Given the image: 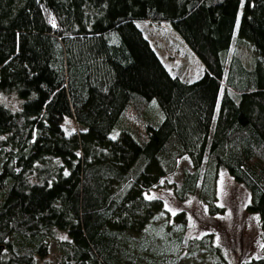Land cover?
<instances>
[{"label":"trees","instance_id":"obj_1","mask_svg":"<svg viewBox=\"0 0 264 264\" xmlns=\"http://www.w3.org/2000/svg\"><path fill=\"white\" fill-rule=\"evenodd\" d=\"M135 21L169 23L202 75H171ZM235 33L255 57L244 41L230 50ZM11 93L19 109L0 104V264H36L56 232L67 236L57 264H145L126 243L167 211L146 195L182 156L192 172L178 200L196 195L218 213L220 170L247 190L263 246L239 264H264V0H0V95ZM64 118L80 131L66 133ZM172 219L184 228L182 213ZM198 249L228 264L209 236L187 240Z\"/></svg>","mask_w":264,"mask_h":264},{"label":"rangeland","instance_id":"obj_2","mask_svg":"<svg viewBox=\"0 0 264 264\" xmlns=\"http://www.w3.org/2000/svg\"><path fill=\"white\" fill-rule=\"evenodd\" d=\"M135 24L171 75L184 82H192L202 75L201 62L170 28L169 23L135 21ZM237 40L244 41L252 49L249 53L252 54L253 51L254 57L256 56L252 45L238 37L237 33L232 38L231 51L243 53V48L236 46ZM0 104L10 111H17L20 100L12 93L1 94ZM149 109L158 116L153 122L162 120L163 113L155 100L150 102ZM154 113L150 115L151 119L156 118ZM126 121H122L120 126H126ZM62 126L68 134L80 131V127L69 118H64ZM118 135L119 130L115 127L109 137L114 139ZM184 170L192 172V165L187 156H182L174 173L163 177L150 190V195H146L147 198L161 199L167 211L157 214L146 233L130 234L125 246L126 251L138 254L145 264H217V256L204 249H198L191 254L186 250L187 240H201L209 236L211 244L217 248V254L228 264H239L243 260L260 256L262 235L257 216L246 211L250 200L247 190L236 183L226 171L220 170L215 205L221 212L210 214L206 205L196 195H189L184 200L175 197L173 189L179 187ZM178 213H182L184 217L183 229L172 219V216ZM179 235L182 236L180 243L177 241ZM62 240H67L65 233L56 232L55 239L48 243L47 255L37 259L36 264H57L56 243Z\"/></svg>","mask_w":264,"mask_h":264}]
</instances>
